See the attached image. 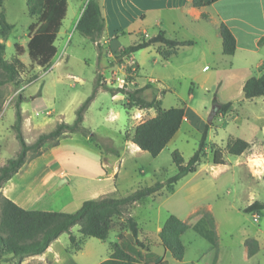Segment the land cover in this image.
Masks as SVG:
<instances>
[{"label":"rangeland","instance_id":"obj_1","mask_svg":"<svg viewBox=\"0 0 264 264\" xmlns=\"http://www.w3.org/2000/svg\"><path fill=\"white\" fill-rule=\"evenodd\" d=\"M67 1V16L54 41L56 53L50 63L42 67L31 64L26 51L30 35L29 26L37 22L28 14L26 0H3L6 20L13 25L12 31L4 40V56L11 60L16 55L17 45L19 51H24L19 58L26 67L21 73L19 84L8 83L0 87V166L13 157L19 148L11 128L14 121L13 103L19 93L26 98L21 103L22 132L28 143L33 142L41 132L52 129L59 120L72 122L76 108L94 92L96 80L108 87L126 85L128 88H136L145 84L152 85L147 76L154 73L167 77L164 108L175 103L180 102V105L188 102V77L172 76L169 70L152 61L144 66L143 74L146 77L140 75L136 64L125 62L124 57L118 60L121 48L111 46V40L117 35H102L97 44L75 30V22L84 1ZM119 40L127 45L137 39L124 36ZM194 91L190 105L202 111L199 115H203L201 123L208 124L206 119L214 104V98L217 101L218 98L221 101H234L226 112L218 109L212 122L208 124L206 154L202 162L197 166L196 172L188 174L175 185L173 192L163 188L139 202L124 207L123 215L113 217L112 228L105 240L87 237V247L96 254L95 258L111 252V244L117 242L116 235L121 238L124 229L128 230L123 220L124 215H132L137 221L138 230L141 229L142 233L149 230L147 237L153 238L156 224L164 222L170 210L177 212L182 205L189 209L193 206L191 203H194L208 208L199 207L197 214L203 213L206 220L198 216L192 217L189 222L193 223V226L181 235L186 261L197 264H264V211L258 213V217L244 211V208L255 200L264 204L263 176L238 166V156L225 151L227 141L238 137L255 142V150L261 152L264 101L261 97L238 101L241 92L236 86L221 91L219 96L217 89L205 93L196 87ZM154 94L160 96L154 88H146L142 95L150 100ZM188 114L187 112L186 117ZM150 117V114L137 107H128L126 96L122 93L111 94L101 86L96 88L84 113L83 125L95 133L105 145L115 147L119 154L101 153L100 156L99 150L80 134L67 140L66 157L60 162V169L65 172L61 181L65 190L72 189L74 201L65 207H59L58 210L73 213L80 207V202L98 199L102 193L122 197L139 187L164 181L176 171L171 160L172 151L177 150L173 148L175 146L180 149L179 152L185 161L189 159L198 146L201 132L197 128H188L186 124L171 144L165 146L156 157L146 151L137 150L130 138L135 126ZM214 148L222 150L226 165L213 164ZM99 159L106 174L99 173ZM189 197H194L190 204L187 202ZM53 200L55 203L61 199ZM209 208H212L216 227ZM71 231L79 235L78 225L72 226ZM246 238H255L259 243L258 251L248 257L244 245ZM215 239L216 246L213 245ZM68 243V233L63 232L52 242L51 250L63 256L65 251H68ZM134 245L141 246L137 242H134ZM82 249H86L84 245L81 251ZM81 251L73 255L80 258ZM53 254L41 257L27 255L20 261L10 256L0 264H51Z\"/></svg>","mask_w":264,"mask_h":264},{"label":"trees","instance_id":"obj_2","mask_svg":"<svg viewBox=\"0 0 264 264\" xmlns=\"http://www.w3.org/2000/svg\"><path fill=\"white\" fill-rule=\"evenodd\" d=\"M212 1L191 0V4L193 7L202 8ZM26 8L28 14L37 21L29 26L30 35L26 44V51L31 64L43 67L50 63L56 53L54 41L66 14L67 0H26ZM201 18L208 19V13L202 12ZM0 28L2 31V40H0V87L8 83L19 84L21 73L26 67L19 58L24 51H19V46L15 45L16 55L11 60H7L4 56V40L12 31L13 25L6 20L3 0H0ZM104 29L105 20L101 14L100 0H88L76 23L75 30L98 44ZM218 30L222 39L223 54L233 55L237 45L234 33L224 22L219 23ZM192 44L193 41L190 40L172 39L166 35L165 30L160 29L148 38L139 36L133 43L122 47L117 58L122 60L123 57L140 49L154 46L163 59H168L175 55L180 47ZM262 44H264V35L258 40V45ZM95 85L94 92L76 108L72 122L57 121L52 129L41 132L31 143L25 140L22 132L21 103L26 98L21 93L17 94L13 103L14 121L11 128L19 148L13 157L8 158L0 166V189L3 183L18 172L27 161L40 156L46 150L58 145L61 139L72 134L82 135L101 153L119 154L115 147L105 145L95 133L83 125L84 113L99 86L109 90L111 94L120 92L125 95L128 107L154 108L156 110L153 117L145 119L135 126L130 138V141L140 150L148 152L151 156L156 157L180 129L185 114V103L167 109L161 108V100L157 95L154 94L150 100L142 95L146 88H154L152 85L145 84L136 88H128L126 85L108 87L98 83L97 80ZM154 89L159 92V97L166 92L165 89ZM242 92L244 98L248 100L256 97H263L264 99V72L258 76L249 77L242 87ZM213 101L220 105L219 111L221 112H226L232 105L231 102L219 103L216 98ZM1 106L2 97L0 95V110ZM208 128L209 125L205 124L198 146L187 161L184 160L178 150L172 151L171 160L177 169L172 176L164 181H156L154 184L139 187L122 197L104 195L98 199L85 200L73 213L25 209L0 193V262L6 261L10 256L18 258L20 261L24 256L41 254L63 232L68 233L69 247L67 250L69 252L80 249L87 237L105 240L112 228L113 217L123 215L124 207L139 202L163 188L168 192H173L175 185L182 178L196 171L206 154ZM249 146L250 143L242 138H230L226 143L225 151L231 155H240ZM212 162L214 164L226 163L222 150L213 149ZM244 211L252 214L260 213L264 211V204L255 200L246 206ZM123 220L125 227L131 232L136 242L141 244L137 239V221L130 215H124ZM74 225H78L79 235L71 231ZM190 227L188 222L181 220L174 214H169L159 232L162 247L169 251L176 260H182L184 256L185 247L181 235ZM244 245L247 248L248 256L254 255L259 249V243L255 238H247ZM98 264H168V262H141L119 243H113L109 257Z\"/></svg>","mask_w":264,"mask_h":264},{"label":"crops","instance_id":"obj_3","mask_svg":"<svg viewBox=\"0 0 264 264\" xmlns=\"http://www.w3.org/2000/svg\"><path fill=\"white\" fill-rule=\"evenodd\" d=\"M83 1V7L75 22V26L88 0ZM68 7L67 1V10L62 24L66 19ZM100 7L101 14L105 20V29L102 35L104 37L117 35L111 40L112 48L128 46L129 44L125 45L119 40L124 36H131L134 39H137L139 36L148 38L160 29L165 30L166 35L172 39L193 41L192 45L180 47L177 53L168 59H163L157 53L154 46L140 49L127 57L134 60L139 69V74L142 76H145L143 74L144 66L149 61H152L153 63L161 64L163 68L171 72L172 76L188 77V102L184 105V118L180 129L167 145L171 144L184 124L188 128H197L202 133L205 126V122L201 123L200 120L203 115L199 117L202 111L190 105L191 99L194 98V89L196 87L201 88L205 93L217 89L219 96L221 91L236 86L238 91L241 92L240 100L238 101H242V99L246 100L242 92L245 81L253 75L258 76L264 72V53H262L264 44L258 45V40L264 35V0H213L209 5L202 8L193 7L191 0H100ZM202 12L208 13L209 18H201ZM220 22H224L236 37L237 45L233 55H224L222 52V39L218 30ZM134 41L136 40H132L131 43ZM147 77L151 79L154 88L165 89L167 91V87L165 86L166 76L151 73ZM166 94L165 92L163 96L158 97L161 100V108L163 109H167L163 107V98ZM261 98L263 99V97ZM218 102L234 103L233 100L227 99L221 101L219 98ZM179 103H175L172 106H178ZM141 110L146 114H150L151 117L156 114L154 108ZM187 112L189 113L188 117H186ZM262 125L264 126V123ZM78 135L72 134L61 139L58 145L46 150L40 156L27 161L18 172L3 183L0 193L25 209L62 211L58 210L59 207H65L73 202L74 195L71 188L67 187L68 189L65 190L64 183L61 181L65 172L63 169H60V162L66 157V141ZM263 139L264 136L260 140ZM249 143L250 146L247 150L240 155H236L238 156L236 164L243 166L254 174L264 176V144L261 152H258L255 150V142ZM132 144L137 150L142 152L138 146L134 143ZM173 148L180 151L177 146ZM99 155L101 156L100 151ZM98 168L99 173L106 174L101 160L99 161ZM175 170H177L176 166ZM104 195L106 193L100 194V197ZM54 198H60L61 200L53 203ZM193 200L194 197H189L188 204L193 202ZM80 203L82 204V202ZM191 204L193 206L189 209H186L185 205H182L177 209V212L170 210V214H174L183 221L188 222L191 227L193 223L189 221L192 217L198 216L206 220L203 213L197 214V212L199 211V207L200 209H206L208 206ZM52 205H55L57 208H54ZM209 210L213 218L212 208H209ZM192 213L195 214L191 216ZM253 215L258 217V213ZM163 223L156 224L153 238L147 237L150 233L149 230H147V233H142L141 229L138 230L137 239L141 242V246L134 245L136 240L131 232L126 229H124L121 238L116 235L117 242L114 243H119L141 262L155 263L166 261L168 264H197L185 260V251L182 260H176L169 251L162 247L159 232ZM214 225L216 227L215 222ZM87 242L84 241L85 244H82L86 249H82L81 251V246L76 251H65L63 256L59 255L57 251L51 250L53 246L51 243L43 253L33 256L41 257L42 255L46 256L47 254L54 253L51 264L56 262L58 264H98L109 257L111 252L106 256L95 258L96 254L92 252V249L87 247ZM213 245H217L216 239ZM78 251H81L80 258L73 255ZM246 256L248 257L247 248Z\"/></svg>","mask_w":264,"mask_h":264},{"label":"water","instance_id":"obj_4","mask_svg":"<svg viewBox=\"0 0 264 264\" xmlns=\"http://www.w3.org/2000/svg\"><path fill=\"white\" fill-rule=\"evenodd\" d=\"M220 108V105L218 103H214L208 113L207 116V123L210 124L214 118V116L216 115V112L218 111V109Z\"/></svg>","mask_w":264,"mask_h":264},{"label":"built area","instance_id":"obj_5","mask_svg":"<svg viewBox=\"0 0 264 264\" xmlns=\"http://www.w3.org/2000/svg\"><path fill=\"white\" fill-rule=\"evenodd\" d=\"M129 55H127V56H125L124 57V61L125 62H127V63H129V64H131V63H134L135 64V62H134V60H132V59H130V58H127ZM127 58V59H126ZM126 59V60H125Z\"/></svg>","mask_w":264,"mask_h":264}]
</instances>
